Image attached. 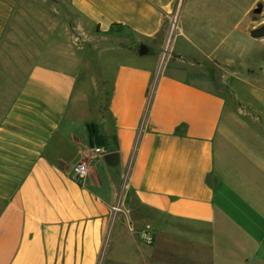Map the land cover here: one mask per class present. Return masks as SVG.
<instances>
[{
  "label": "crops",
  "instance_id": "0c3cea01",
  "mask_svg": "<svg viewBox=\"0 0 264 264\" xmlns=\"http://www.w3.org/2000/svg\"><path fill=\"white\" fill-rule=\"evenodd\" d=\"M260 3L180 9L183 54L204 69L257 49L260 84L241 97L158 68L177 0H0V264H264ZM135 228L163 237L162 258L141 260Z\"/></svg>",
  "mask_w": 264,
  "mask_h": 264
},
{
  "label": "rangeland",
  "instance_id": "374dc122",
  "mask_svg": "<svg viewBox=\"0 0 264 264\" xmlns=\"http://www.w3.org/2000/svg\"><path fill=\"white\" fill-rule=\"evenodd\" d=\"M251 1L252 0H242L244 3H249ZM182 4L183 0H177L175 12L171 15V19L166 23L167 33L164 37L162 51L156 58L158 68L166 67L170 75L193 82L209 90H216L223 94L235 93L241 97L248 96L250 93L249 87L252 84L259 87L260 84V71L254 68V62L251 59V56L259 58L257 56V49H250L249 45L243 44L240 47L237 46L236 53L230 55V58L234 59V64H230L229 66L227 64H222L219 65L221 68H209L212 66L210 64L204 69L197 65V62H199L204 55L195 53L191 55L183 54V16H180ZM255 9L256 6L249 11L248 17L253 22L262 20L264 24V4L260 3L259 13H255ZM61 19L63 22L70 21V19L63 15V13H61ZM172 22L175 24V28L171 31ZM113 30L117 33L116 36H118V39L123 41V48L126 49L129 45V41L132 40V37L121 27L113 28ZM244 32L248 35L247 29H245ZM133 51L135 54H138V47H135L134 45ZM148 55H151V51H149ZM249 104L255 105L257 103L241 101L238 102V108H244ZM226 105L227 108H232L233 103L232 101H227ZM257 109H259L258 106ZM106 120H108V118H106ZM114 217L115 216L113 215V218ZM129 232L135 239L136 245L134 246V250L140 255L141 260L151 259L157 256L161 258L163 257L162 236H158L148 230L137 228L129 229ZM108 233L110 238L111 229H109ZM110 252L109 248V253ZM154 264L159 263L155 262Z\"/></svg>",
  "mask_w": 264,
  "mask_h": 264
},
{
  "label": "water",
  "instance_id": "95a60500",
  "mask_svg": "<svg viewBox=\"0 0 264 264\" xmlns=\"http://www.w3.org/2000/svg\"><path fill=\"white\" fill-rule=\"evenodd\" d=\"M255 13L260 12V4L256 5V9L254 10ZM249 36L251 38H260L264 36V25L257 27L255 29H252L249 31ZM138 55H148V48L144 44H140L138 47ZM104 161L108 165H115L117 162V154L116 153H108L103 157Z\"/></svg>",
  "mask_w": 264,
  "mask_h": 264
},
{
  "label": "built area",
  "instance_id": "2783aa9c",
  "mask_svg": "<svg viewBox=\"0 0 264 264\" xmlns=\"http://www.w3.org/2000/svg\"><path fill=\"white\" fill-rule=\"evenodd\" d=\"M100 151H101V147H96L93 149V152H100ZM69 172L73 180H75L77 183H81L82 180L88 174V164L85 160H81L78 163L72 165L70 167Z\"/></svg>",
  "mask_w": 264,
  "mask_h": 264
},
{
  "label": "trees",
  "instance_id": "16d2710c",
  "mask_svg": "<svg viewBox=\"0 0 264 264\" xmlns=\"http://www.w3.org/2000/svg\"><path fill=\"white\" fill-rule=\"evenodd\" d=\"M149 51H150V49L148 48V54H149ZM87 129H88L89 135L92 136V134H94V132H95V125L94 124H88Z\"/></svg>",
  "mask_w": 264,
  "mask_h": 264
},
{
  "label": "bare ground",
  "instance_id": "6f19581e",
  "mask_svg": "<svg viewBox=\"0 0 264 264\" xmlns=\"http://www.w3.org/2000/svg\"><path fill=\"white\" fill-rule=\"evenodd\" d=\"M174 23H175V21H174ZM174 28H175V24H173V22H172L171 31H172ZM167 45H168V44H167Z\"/></svg>",
  "mask_w": 264,
  "mask_h": 264
}]
</instances>
